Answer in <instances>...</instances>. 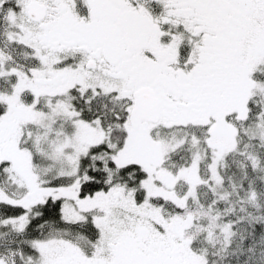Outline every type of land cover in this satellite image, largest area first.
Returning a JSON list of instances; mask_svg holds the SVG:
<instances>
[{"label":"snow or ice","instance_id":"1","mask_svg":"<svg viewBox=\"0 0 264 264\" xmlns=\"http://www.w3.org/2000/svg\"><path fill=\"white\" fill-rule=\"evenodd\" d=\"M0 264H264V0H0Z\"/></svg>","mask_w":264,"mask_h":264}]
</instances>
